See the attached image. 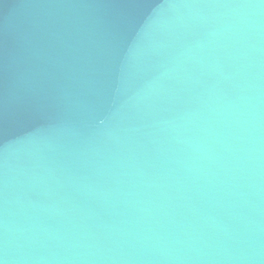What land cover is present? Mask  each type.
I'll use <instances>...</instances> for the list:
<instances>
[{
  "label": "water",
  "instance_id": "95a60500",
  "mask_svg": "<svg viewBox=\"0 0 264 264\" xmlns=\"http://www.w3.org/2000/svg\"><path fill=\"white\" fill-rule=\"evenodd\" d=\"M0 168L40 264H264V0H0Z\"/></svg>",
  "mask_w": 264,
  "mask_h": 264
}]
</instances>
